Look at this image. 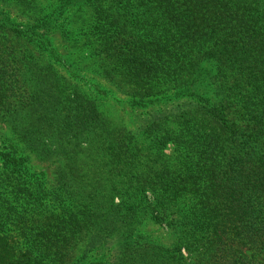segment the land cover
Instances as JSON below:
<instances>
[{"label":"trees","instance_id":"1","mask_svg":"<svg viewBox=\"0 0 264 264\" xmlns=\"http://www.w3.org/2000/svg\"><path fill=\"white\" fill-rule=\"evenodd\" d=\"M58 2L0 17V264H264V0Z\"/></svg>","mask_w":264,"mask_h":264},{"label":"rangeland","instance_id":"2","mask_svg":"<svg viewBox=\"0 0 264 264\" xmlns=\"http://www.w3.org/2000/svg\"><path fill=\"white\" fill-rule=\"evenodd\" d=\"M22 1L24 3H27L26 1H30V0H10V3L14 5V12L12 14H7L5 10L3 9L2 10L3 14L0 13V17H2V19H5L6 16L8 17V15H11V17L13 18V17H16V15H18L19 12H22V11L24 13H27V15L30 17H40L44 13H52L54 9H57L59 7L58 0H33L31 3V6L29 7L27 6L26 8L24 7ZM76 8L77 7H75V9ZM75 9L69 8L68 10L67 9L61 10V12L64 13L62 18L67 17V15H70L72 13H75ZM58 12H57V15H58ZM16 19L18 22L24 21L22 20L23 18L21 17H16ZM117 96L119 97L121 101H123V103L117 104V107L121 109V114L126 120V123L132 124V127L134 128L141 125L144 121H146V119H148L151 116L152 113L155 112L152 109L131 111L130 106L126 104L128 103L126 96L124 94H118ZM107 107L110 110H113V108H115L111 103H108ZM158 108H160L162 112L170 111L172 109V105H169V104L167 106L160 105ZM113 111L115 112V110ZM4 136H7V128L5 127V125L0 123V144ZM35 164L38 166V168L40 167L47 168L49 174L52 175L51 171L53 170V167L51 166V164L44 162V161L36 162Z\"/></svg>","mask_w":264,"mask_h":264}]
</instances>
